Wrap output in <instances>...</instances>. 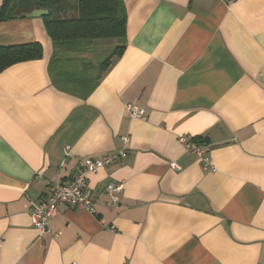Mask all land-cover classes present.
Listing matches in <instances>:
<instances>
[{
	"label": "crops",
	"instance_id": "obj_1",
	"mask_svg": "<svg viewBox=\"0 0 264 264\" xmlns=\"http://www.w3.org/2000/svg\"><path fill=\"white\" fill-rule=\"evenodd\" d=\"M123 1L105 69L94 40L55 56L42 16L0 21V46H43L0 72V264H264V0ZM123 149L87 176L95 214L62 204L36 227L50 184Z\"/></svg>",
	"mask_w": 264,
	"mask_h": 264
},
{
	"label": "trees",
	"instance_id": "obj_2",
	"mask_svg": "<svg viewBox=\"0 0 264 264\" xmlns=\"http://www.w3.org/2000/svg\"><path fill=\"white\" fill-rule=\"evenodd\" d=\"M33 8L48 10V14L42 17L53 41L55 56L80 51L85 41L107 38L124 41L126 37L127 12L123 0H3L0 21ZM124 47V44L118 45L111 56L120 55ZM42 56L40 42L0 46V72L15 63ZM110 57L101 63V69L109 65Z\"/></svg>",
	"mask_w": 264,
	"mask_h": 264
},
{
	"label": "built area",
	"instance_id": "obj_3",
	"mask_svg": "<svg viewBox=\"0 0 264 264\" xmlns=\"http://www.w3.org/2000/svg\"><path fill=\"white\" fill-rule=\"evenodd\" d=\"M128 110L131 117L143 119L145 116L143 109L135 104H129ZM123 140L124 142H129L128 137H124ZM180 140L185 142L190 150L197 153V155L203 160L206 169H213L211 157L199 143L194 140H189L185 135H181ZM126 155L127 152L123 149L100 158H87L84 160L80 171L71 182H57L50 184L49 195L39 204L35 205L31 212L32 221L36 227L40 229L42 233L49 232V220L52 216L57 214L59 206L62 204L75 206L84 209L91 214H95V201L91 197L90 188L87 183V176L92 172L98 171L102 167L117 162ZM171 166L174 168L180 167L176 162L171 163ZM123 186L124 184L122 182L109 183L106 186L105 194L107 196V205L109 207H114L119 204ZM111 228L114 229L115 227L112 226Z\"/></svg>",
	"mask_w": 264,
	"mask_h": 264
},
{
	"label": "rangeland",
	"instance_id": "obj_4",
	"mask_svg": "<svg viewBox=\"0 0 264 264\" xmlns=\"http://www.w3.org/2000/svg\"><path fill=\"white\" fill-rule=\"evenodd\" d=\"M120 44H123V40L119 38L94 40L90 46L92 58L97 62H101L111 55Z\"/></svg>",
	"mask_w": 264,
	"mask_h": 264
},
{
	"label": "water",
	"instance_id": "obj_5",
	"mask_svg": "<svg viewBox=\"0 0 264 264\" xmlns=\"http://www.w3.org/2000/svg\"><path fill=\"white\" fill-rule=\"evenodd\" d=\"M48 14V10L45 8H33L28 11H21L13 14V18H26V17H40Z\"/></svg>",
	"mask_w": 264,
	"mask_h": 264
}]
</instances>
